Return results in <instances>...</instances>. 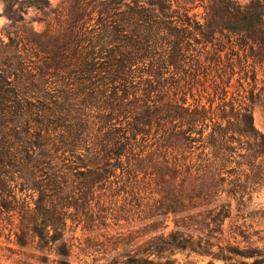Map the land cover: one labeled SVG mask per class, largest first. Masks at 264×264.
I'll return each mask as SVG.
<instances>
[{
  "label": "trees",
  "instance_id": "16d2710c",
  "mask_svg": "<svg viewBox=\"0 0 264 264\" xmlns=\"http://www.w3.org/2000/svg\"><path fill=\"white\" fill-rule=\"evenodd\" d=\"M72 1L67 41L43 53L51 60L47 68L64 82L73 78L97 102L99 130L89 114L67 110L72 85L56 96L62 102L52 103L47 73L32 75L18 44L0 40V217L18 220L17 245L36 243L37 250L56 253V264H71L64 240L69 209H79L80 196L91 206L89 196L112 177H126L143 221L151 223L149 239L118 264H180L172 259L177 253L209 257V264H264L263 251L222 245L234 203L245 209L264 186V133L255 126L253 93L250 104L227 100L225 87L221 103L207 107L179 97L180 86L170 94L165 85V75L198 79L212 68L208 61L221 62V50L211 58L206 50L217 35L264 61V0H210L205 25L186 9L177 22L172 0ZM16 2L20 9L50 7L48 0ZM46 111L56 120L51 127ZM18 187L31 194L19 198ZM170 217L174 228L167 233Z\"/></svg>",
  "mask_w": 264,
  "mask_h": 264
},
{
  "label": "rangeland",
  "instance_id": "374dc122",
  "mask_svg": "<svg viewBox=\"0 0 264 264\" xmlns=\"http://www.w3.org/2000/svg\"><path fill=\"white\" fill-rule=\"evenodd\" d=\"M16 1L23 0H0V40L7 44L11 38L18 44L19 53L17 54L18 56L22 54L27 59V70L32 75L38 77L39 73H47L44 81L47 92L54 96L52 103L62 102L56 96H61V90L66 88V84L72 85V98H70L69 106H66L67 110L71 113L81 110L76 116L82 113L89 114L91 121L97 124L94 130H99L100 109L97 102L88 101L89 99L82 94L80 86L73 78L72 81L64 82L60 78L62 73L59 74L54 68H47L51 60L43 53L55 51L56 47L53 46L55 42L59 45L67 41L70 34L68 19L71 16L73 1L48 0L50 7L45 12L35 8L20 9ZM172 1V10H176L177 22V16L185 13L184 9H186L193 20L205 25L210 0ZM235 1L242 5L249 2V0ZM95 25L96 20H93L88 29L95 28ZM46 34L49 35L45 36ZM228 37L217 35V40L208 43L206 47V50L211 53L210 58L217 50H221V62L208 61L212 68L202 70L198 79H192L191 76V79L189 77L186 80V74L183 73L174 77L170 74L165 75L166 89L173 94L176 93V85L178 88L180 86L183 92L179 97L186 94L188 103L200 102L207 107L212 101L214 106L221 103L219 99L223 97L225 87L228 93L227 100L235 99L250 104L253 93L256 101L253 109L255 126L264 133V61L261 62L260 56H254V52L252 53L248 48L233 46L236 44L235 39L229 40ZM37 42H40L41 46L36 44ZM195 48L197 52H203L202 45L195 44ZM255 49L258 51L257 47ZM10 56H13V53H10ZM205 57L203 52V61L206 60ZM230 67L235 68L234 75L229 79ZM254 67L257 73L256 81L253 79ZM171 72H174L173 68ZM39 87L42 85L39 84ZM178 88L177 91H180ZM45 115L48 118L45 119L46 125L50 126V122H56V120H49L50 112L46 111ZM31 118L44 121V118L35 115ZM30 123V127L34 129L35 123ZM28 126L23 124L21 128L25 131V127ZM2 127L0 124V129ZM117 172V175H120L121 171ZM110 182L109 187L106 186L105 189L89 196V203L92 200L91 206L84 202L83 196H80L79 209L71 207L68 211L64 240L70 248L71 264H118L126 260L125 256L134 254L138 247L149 239L147 233L151 222L143 221L145 214L140 212L138 205L141 202L139 198L136 199L133 196L130 182L126 177L121 180L112 177ZM12 187L14 188L15 185ZM143 189V198L149 200L148 186ZM14 191L19 198L23 199L31 194V192L21 194L20 187ZM13 221L11 224L10 217H0V264H56L58 259L56 253L39 251L36 243H32L27 248H20L16 243L15 234L19 222L17 219ZM166 224L168 225L166 232L169 233L174 228L173 218L170 217ZM223 229L222 245L231 244L241 250L254 248L264 252V186L255 193L252 202L248 203L245 209H236L234 203L232 217L225 221ZM242 232L248 237L247 241L240 236ZM172 259L180 264H209L212 261L209 257L189 253H177ZM253 261V259L240 258L234 260L238 263ZM215 264L224 263L218 261Z\"/></svg>",
  "mask_w": 264,
  "mask_h": 264
}]
</instances>
